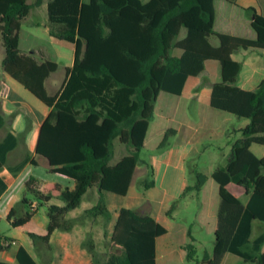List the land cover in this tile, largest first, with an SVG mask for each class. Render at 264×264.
Segmentation results:
<instances>
[{"label": "trees", "instance_id": "16d2710c", "mask_svg": "<svg viewBox=\"0 0 264 264\" xmlns=\"http://www.w3.org/2000/svg\"><path fill=\"white\" fill-rule=\"evenodd\" d=\"M216 1L49 0L51 36L75 47L73 66L63 88L50 96L45 82L58 65L52 61L39 63L19 48L22 23L44 0L33 4L28 0H0L3 68L50 109L40 128L35 153L47 160L50 172L75 183L70 190L59 183L42 185L34 177L27 181V192L45 207L50 220L47 235L29 234L34 244H49L57 229L70 231L72 226L65 218L80 207L88 190L96 187L101 194L127 196L141 151L150 140H158L156 150L168 147L177 131L167 128L161 133L163 122L173 119L188 78L200 76L206 61L214 60L218 70L217 82L212 84L211 107L248 119L249 124L238 131L241 138L233 143L226 168L212 174L221 199L213 252L205 251L199 260L190 229L188 242L182 247L186 252L184 264H264V255L252 258L239 249L248 234L242 239L238 234L245 215L264 222V158L250 149L253 144L264 146V79L254 91L240 89L237 82L242 64L232 58L240 49H264V17L255 9H245L255 39L218 33ZM183 29L186 36L180 40ZM213 37L219 46L211 44ZM176 51L182 54L177 56ZM3 125L0 115V129ZM116 139L129 154L111 165ZM31 164L36 162L32 160ZM207 180L206 175L197 174V184L187 187L186 192L200 193ZM231 183L251 193L247 206L228 190ZM144 186L155 187L153 170ZM54 198L65 205H50ZM20 205L28 211L16 218V210H11L8 221L14 228L25 226L35 214L27 195ZM173 210L171 207L167 215ZM85 214L111 220L102 196ZM165 234L166 228L152 216L122 208L109 241L117 252L103 264H156V240ZM234 241L238 245L232 251ZM15 242L0 234V252ZM259 243L264 244V236ZM84 247L94 264H101L93 241L87 240ZM230 255L234 258L229 260ZM17 260L20 264H38L24 247L19 248Z\"/></svg>", "mask_w": 264, "mask_h": 264}, {"label": "crops", "instance_id": "0c3cea01", "mask_svg": "<svg viewBox=\"0 0 264 264\" xmlns=\"http://www.w3.org/2000/svg\"><path fill=\"white\" fill-rule=\"evenodd\" d=\"M48 1L49 0H44L42 4V6L46 8V11ZM229 1L232 2L230 3ZM248 8L255 9L258 14L264 17V0H217L215 23L216 32L242 38L255 39L256 34L252 29L251 19L245 12V9ZM30 16L31 14L29 17ZM24 24L25 23H22L21 31ZM32 32V38H34V40H40V35H42L44 39L49 41L48 43L51 45L50 51L53 49V52L51 51L53 57L55 56L60 58L61 56L66 60V62L63 64V67L65 68V79L60 90H57L58 93L63 88L67 79V75L73 66L72 60L74 62L75 47L72 44L74 47L73 52L70 46L65 45L62 41L54 39L51 36V29L48 26H46L45 29H42V31L34 28ZM185 36L183 38H185ZM183 38L179 39L181 40ZM210 42L215 47L219 46V41L215 37L211 38ZM57 49L60 55H58ZM21 52L23 53L22 50ZM176 52L177 56L182 54L181 51ZM25 55L34 58L33 55ZM232 58L236 62L242 64V71L238 78L237 86L242 90L254 91L264 79V49H240L232 55ZM51 59L45 61H52ZM55 63L58 65V71L60 68L59 64L57 62ZM207 63H212V69L216 75L214 82H212V84H214L217 82L218 63L214 60H208L205 63V69ZM51 75L45 82L46 90L48 85H50L52 88L58 87L57 83L50 81ZM194 78L197 79V77L188 78L183 93L179 98V103L171 122L176 124L178 121L177 119L179 116L182 100L187 92H189V101L194 100L197 103V108H193L191 111L188 107L186 108L185 113L183 114L185 119L184 129L180 126H175L172 128L177 131L176 136H174V142L172 143H175V150H171L172 144L170 141L168 150L166 151L167 161L174 157L172 162L175 168H186V164L196 161L197 155L194 152L198 150L197 146L199 147V145H201L204 141H211L212 143V141H214L216 138L219 140V138L225 139V137H227V150L223 160H216L214 162L215 170L218 168H226L232 145L239 138H241V134L238 131L244 129L249 124V120L240 119L241 121L239 125L234 129H230L228 127L217 129L203 114V108L201 106L202 93L200 92V94H197V92H199L197 86L190 84L191 79ZM208 89L209 94L207 95L206 99L207 104H210L211 106V83L208 84ZM26 91L27 90L19 82L14 80L5 72L4 68L0 69V115L4 120V125L0 129V225L2 224L3 220H5L11 227L12 225L11 222L8 221V216L12 209L16 210V218L24 217L28 211L27 207L20 205V202L24 197V191L19 189L18 186L19 177L23 173L22 165L20 164L21 161L19 155L17 154L18 147L22 141H25L26 139L31 140L34 144H32V146L35 152L40 128L50 113V109L46 105H44L38 99L30 97L28 95V91L26 95ZM216 114L217 117H220L225 121L232 120V117H228L224 114ZM166 129L163 127L161 129V133ZM210 145L213 146V144ZM256 146L257 144H253L251 146L250 149L252 153L258 158H264L263 151L256 149ZM196 153H198V151ZM35 156L38 155L35 153ZM137 170L138 166L132 178L131 186L137 174ZM215 170L206 175L208 180L200 193H197L193 190L186 192V188L192 186L188 185L185 181L186 174L180 173L184 179L181 181L178 193L173 195L172 199L173 201H176L180 198H183L182 201L185 202L183 208L190 214L192 213V210L189 200L194 198L197 199V209L188 219H183L181 222H178L176 221V218L173 216V214L170 216L167 215L168 210H164L158 215H154L152 213L149 214L167 230V234L159 237L156 240V264H171V260L177 258L180 259V261L185 260L186 252L182 247L188 241V231L190 229L195 239V244L203 248L202 253L207 251L209 254H212L215 245V233L218 227V213L221 203L219 185L214 179V181H212V174ZM68 182L69 183L67 184H59H61L64 188L73 190L75 188V183L73 181ZM40 183L44 185L46 183L56 182L41 181ZM40 190H42V186ZM228 190L237 196L245 206H247L251 198V193H246L243 188L239 187L235 183H231L228 186ZM101 196L103 197L104 202L111 214V220L108 222L107 226H105L106 224L104 221H102L103 216L94 217L85 214L86 211L92 209L98 204ZM107 196V192H103V194H101L96 187L88 190V192L83 197L80 207L69 212L65 218L66 221L70 222L72 226L71 230H55L50 238L49 244H45L42 241H37V244H41L40 247H37V244L32 242L29 234H35L37 236L44 237L47 235L50 220L46 209L41 207V203L38 201V199L36 197H28L32 203V211L35 212V214L30 222H28L25 226L20 228L12 227L14 230H20L22 232L21 235L15 234L13 231L2 234L3 236L11 238L16 242L10 245L8 250L0 252V262L20 264L17 260V252L20 247H24L34 257L38 264H94L91 254L84 247V243L90 237L96 247V250L98 251L100 247L99 244L103 238L102 235L105 233V229L107 228L108 230H111V228H114L119 216V212L122 209L121 207L116 206V210H113L111 207V202L107 199ZM87 198L89 199L88 202L86 201ZM49 204L57 206L65 205V203L58 198L52 199ZM33 206H35V209ZM173 229L178 231L179 240L177 243L180 253L178 255L175 254V249L177 248L172 246V243L169 239ZM246 233L248 234L247 240L239 249L247 256L252 258L259 255H264V244L261 245L259 243V239L264 236V222L251 219L245 215L239 227L238 234L242 239ZM211 238L214 239L213 246H206V241ZM237 245L238 243L234 241L231 247L232 251L236 250ZM231 256L232 255L227 257V259L230 260L231 258H234ZM246 264L256 263L248 262Z\"/></svg>", "mask_w": 264, "mask_h": 264}, {"label": "rangeland", "instance_id": "374dc122", "mask_svg": "<svg viewBox=\"0 0 264 264\" xmlns=\"http://www.w3.org/2000/svg\"><path fill=\"white\" fill-rule=\"evenodd\" d=\"M35 1L36 0H28V3L33 4L35 3ZM23 23L25 24L21 31L20 46V49L23 51V53L33 55L38 62H42L52 58L51 60L53 62H57L59 64V70L56 73L52 74L50 78V81L57 83L58 87L52 88L50 85L47 86L48 94L50 96H54L56 95L57 90H60L64 82L65 68L63 67V64L66 62V60L64 59V57L61 56L60 58L55 56L53 57V54L51 53V51L53 52V49L50 51L51 45H49V41L44 39L42 35H40V40H34V38H32V30L34 28L39 29V31L45 29L46 26H48L50 29L52 28V24L49 21L46 8L42 6L33 10L31 16L28 17L27 20H25V22ZM185 35L186 30L183 29L179 38H183ZM63 43L65 45L70 46L72 51L74 52V47L72 44L68 42ZM58 55H60L59 51ZM4 57L5 51L3 49L2 42L0 41V69H3L2 61ZM211 64L212 63H207L204 73H202L200 77H197V79H191L190 84L197 86V89H199V92H197V94H200V92L202 93L201 106L203 108V114L208 119V121H210L217 129L225 127L234 129L239 125L241 121L239 118L216 110L212 108L210 104H207L206 98L209 94L208 84L211 83L212 86V82H214L216 76ZM27 93L28 92L26 91V95ZM188 94L189 92H187V94L182 100L179 116L177 119L178 121L176 122V124L171 121H164L163 126L165 129L174 128L175 126H180L184 129L185 119L183 117V114L185 113L186 108L188 107L190 111L193 108H197V103L194 100L189 101ZM28 95L35 99V97L31 93H28ZM216 113H218L219 115L224 114L228 117H232V120L225 121L224 119L217 117ZM150 141L146 148L140 153V162L138 164V170L136 172L137 174L134 178V181L127 196L123 197L107 192V199L111 202V207L113 208V210H116V206H119L121 208L134 210L142 215H149L151 213L154 215H158L164 210L169 211L171 207H174V210L171 214L175 216L176 221L181 222L183 219H188L192 215V213H194V211H196L197 209V199L194 198L189 200V202L191 203V214L183 208L185 203L184 201H182L183 198H180L176 201H173L172 199L173 195L178 193L181 181H183L184 179V177L180 173H185V181L188 185L194 187L198 182L196 177L197 173L208 175L213 170H215L214 162L216 160H223L227 150L228 138H219V140L218 138H216L214 139V141H212V143L211 141H204L201 145H199V147L197 146L198 150H196L198 151V153H196L197 151L194 152L197 155L196 161L193 163L186 164V168L182 167L181 169H177L174 167V164L172 162L174 160V157L167 161L166 151L168 150V147L156 150V148L154 147L158 145V140L156 141V143H154L152 140ZM170 141L171 144L174 142V136L171 137ZM32 144L33 143L31 140L26 139L25 141H22L20 143L17 150V154L19 155L21 161L20 164L22 165L23 170L22 175L19 177L18 186L19 189L24 191V196L27 195V197L31 198L35 197L33 193L27 192L26 188V183L31 177L36 178L40 182H56L67 184L69 183L68 181H72L61 175L50 172L47 160L42 156H35ZM210 144H213V146H211ZM256 147V149H260L264 153V146L257 145ZM171 150H175V143L172 144ZM127 154H129V149L126 146L122 145L118 139H116L114 141V157L111 162V165L116 164L123 156H126ZM32 160L36 161V165L31 164ZM151 170H153V179L155 181V187L151 189H146L144 186V182L150 179ZM212 181H214L213 178ZM86 201L88 202L89 199L87 198ZM42 208L45 209V207ZM102 221H104V223L106 224L105 226H107L108 221L104 217ZM11 231L18 235L22 234L20 230H14L11 226H9V224L5 220H3L2 224L0 225V234L2 235ZM105 231H107V235L105 233L102 235L103 238L99 244L100 247L98 250V253L101 255V264H103L108 259L111 253L117 252V250L115 248H112L109 244L110 237L113 233V228H111V230H108L106 228ZM169 239L172 243V246L174 248H177L175 249V254H180L177 243V241L179 240L178 231H175L173 229ZM87 240L92 241L90 237ZM213 244L214 239L212 238L206 241V246L212 247ZM40 246L41 244H37V247ZM196 248L197 258L201 260L204 254L202 253L203 248L199 245H196ZM171 262V264H184L186 263V258L184 261H180V259L177 258L171 260Z\"/></svg>", "mask_w": 264, "mask_h": 264}, {"label": "built area", "instance_id": "2783aa9c", "mask_svg": "<svg viewBox=\"0 0 264 264\" xmlns=\"http://www.w3.org/2000/svg\"><path fill=\"white\" fill-rule=\"evenodd\" d=\"M33 208L35 209V206H33Z\"/></svg>", "mask_w": 264, "mask_h": 264}]
</instances>
